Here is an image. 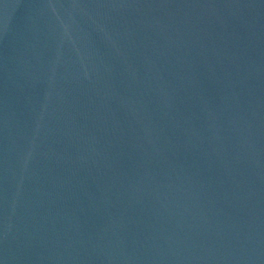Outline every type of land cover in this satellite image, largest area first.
<instances>
[{"label": "water", "instance_id": "95a60500", "mask_svg": "<svg viewBox=\"0 0 264 264\" xmlns=\"http://www.w3.org/2000/svg\"><path fill=\"white\" fill-rule=\"evenodd\" d=\"M0 264H264V0H0Z\"/></svg>", "mask_w": 264, "mask_h": 264}]
</instances>
